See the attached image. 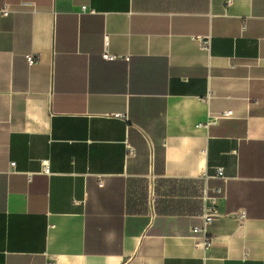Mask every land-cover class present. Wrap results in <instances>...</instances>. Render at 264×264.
Listing matches in <instances>:
<instances>
[{
    "label": "crops",
    "instance_id": "0c3cea01",
    "mask_svg": "<svg viewBox=\"0 0 264 264\" xmlns=\"http://www.w3.org/2000/svg\"><path fill=\"white\" fill-rule=\"evenodd\" d=\"M5 4L0 264H264V0Z\"/></svg>",
    "mask_w": 264,
    "mask_h": 264
},
{
    "label": "built area",
    "instance_id": "2783aa9c",
    "mask_svg": "<svg viewBox=\"0 0 264 264\" xmlns=\"http://www.w3.org/2000/svg\"><path fill=\"white\" fill-rule=\"evenodd\" d=\"M87 7H83L82 11H87ZM94 12V11H91ZM0 14L2 17H8L11 14L10 7L8 4H5L4 7L0 10ZM205 47H210V39L206 42ZM102 57L107 61L118 60L121 57L114 55L111 53L109 49L108 39L105 41L104 51L102 53ZM28 63L30 65H34L36 63V59L34 56L30 55L27 57ZM213 96L212 93L208 95V99ZM234 116L232 111H228L223 113L220 117H216V119L221 118H231ZM135 157V150L128 145V153L127 159ZM10 167L12 169L16 168V163H11ZM42 174L46 176H50L51 167L48 161L43 163ZM210 179H221L225 184L228 182L227 177L224 175V170L219 168L216 170L214 176H205L204 180L208 182ZM99 185L103 186V180H100ZM220 198H226V188L225 187H216V188H208L206 187L203 191V207L201 213V224L195 225L191 229V233L198 239V247L201 249L203 253V257L205 258L207 253L213 246V240L210 238V227L214 224V222L220 218V212L217 206V202ZM232 219H235L239 223H242L246 220L247 215L245 211H237L231 215H229Z\"/></svg>",
    "mask_w": 264,
    "mask_h": 264
}]
</instances>
